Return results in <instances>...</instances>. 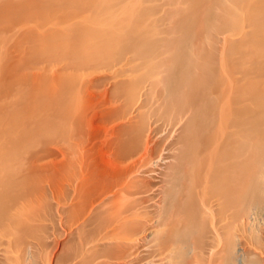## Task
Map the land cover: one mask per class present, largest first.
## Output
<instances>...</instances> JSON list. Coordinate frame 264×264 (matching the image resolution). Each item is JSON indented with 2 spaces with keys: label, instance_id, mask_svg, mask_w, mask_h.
Masks as SVG:
<instances>
[{
  "label": "bare ground",
  "instance_id": "6f19581e",
  "mask_svg": "<svg viewBox=\"0 0 264 264\" xmlns=\"http://www.w3.org/2000/svg\"><path fill=\"white\" fill-rule=\"evenodd\" d=\"M174 1L65 0L33 35L65 53L0 101V264L260 263L236 235L264 208V0Z\"/></svg>",
  "mask_w": 264,
  "mask_h": 264
},
{
  "label": "rangeland",
  "instance_id": "374dc122",
  "mask_svg": "<svg viewBox=\"0 0 264 264\" xmlns=\"http://www.w3.org/2000/svg\"><path fill=\"white\" fill-rule=\"evenodd\" d=\"M38 1L42 2V0H0V6L4 7L2 9V11H3L2 17L0 18V78H2L3 76H4V78L0 81L1 82L3 81L2 83H4V86H5V87H3L2 90L0 89V101L1 102L4 100L3 102L19 103V102H26L28 100L27 103H29V102L31 103V101H33V99H34L33 98L34 96L31 92H30L31 94H26L28 92H26V90H24L22 88V85L24 87L26 83L32 82V79H34L33 77H35V76L37 77V74H39V73H40L39 75L46 74V76L47 75L49 76V74H51V71L55 72V70H56V72H57V69H59L60 66L62 65L61 60L50 59L51 55H47V56H49V59H47L48 57H45L44 58L45 60L42 59L44 57V51L46 50V52H47V53L45 52L46 54H48V51H49V50L47 51V49H44V48H46V45H44V44H46V42L48 40H46L45 43L39 39H37L38 41H36V40H34L33 35L35 33L45 32L46 29H50V28H53L51 31H53V30L56 31V30L61 29L62 23L61 22H55V21H60L59 19L49 20V18H52L54 16L57 18L60 17V15H59L61 12L60 5H62V3H64L65 0H48V2H49L48 6L46 4H44V2H42L43 4H39ZM71 1H86V0H71ZM127 1L130 4L134 3L135 1H139L140 7L154 6V8H156V11H157V14H155V16L159 15L163 11V9H166L168 12L169 8L171 9L173 7V5L176 4L174 0H171V2L169 4H166V5H161L162 4L161 2L163 0H157V1L156 0H127ZM19 2L22 4L21 7L16 6L19 4ZM28 3H30V4L27 5ZM134 5L137 7L138 4L136 3ZM119 7H120V9L115 11V12L121 13V10H123L124 6L119 5ZM81 9H83L82 6H80V13H81L80 15H83L84 12ZM75 15H76L75 17H73L74 15L72 16V18H71V20H69V22H73V21L80 22L82 20V18H79L80 15L77 16L78 13ZM65 37L63 38V41L65 40L64 42L71 39L70 36H67V38H65ZM54 39H55L54 41H52L53 39L49 40L50 43L48 41V43H47L48 47L47 48H49V46H50L52 49V47L55 46L56 51H54V49L51 50L49 48L50 49L49 54H51L52 51H54V53L57 52V55H59V52L61 53L62 51H60L58 49L61 47H58L55 44H58L57 41H60V39L62 40V38L57 37L58 40L56 38H54ZM55 41H56V43L53 44L52 42H55ZM70 41H72V39ZM70 41L65 43V48L67 46H70V44H69ZM211 41H213L212 44H209ZM60 42H62V41H60ZM60 42H59V44H60ZM40 44H41V46H40L41 48H38V46ZM62 44H63V42L60 44V46ZM198 45L200 47L212 48L214 57L219 62V59H220L221 54H222V46L223 45L221 42L218 41V39L216 37L213 36L211 38V40H209V39H205L204 37L201 36V38L198 42ZM42 48L44 49V51ZM62 48H63V46H62ZM62 48H61V50H63ZM38 49L41 51H39ZM66 49H68V48H66ZM37 50L39 52L43 53L42 54L43 57L41 55H40V57H39V55L37 57L33 55V54H35V55L37 54ZM64 53H65V51H64ZM64 53L62 52L63 55H64ZM38 57L39 58L42 57L41 58L42 60L38 59ZM52 58H54V57H52ZM124 60L125 59H121L120 63L119 62L117 63V61H115V64H114L115 66L112 65L110 67L108 66V64H112L113 62L112 63L111 62L106 63V64L103 63L101 65H91V66L85 67L86 70L84 68H81L82 71L84 70L83 72L80 71L81 69H77L79 71V73L81 72L84 75L87 74V76L85 75L83 77L81 74H77V75H75L78 79L76 81L81 82L84 80H88L90 78L102 77V76L114 77V78L119 77L120 78L122 76V73H123L122 69L125 67L122 64V63H125ZM53 62H55V63H53ZM57 62L61 65L59 66V64ZM40 65H41V67H39ZM44 65H46V66H44ZM34 67H35V70L33 71ZM27 69L30 72H27ZM87 69H89L90 71L88 72ZM32 71H33V73L31 75L30 73ZM85 71H87L88 73L87 72L85 73ZM35 72H36V74H34ZM8 73L10 75L13 73L15 76L13 74L12 75L15 78L12 77V75L9 76ZM78 75H79V77H80V75L83 77L82 80L80 78L81 81L79 80ZM8 76H9V78H7ZM19 76L22 79H20ZM29 77L32 79H30ZM12 78H14V79H12ZM15 79H17L16 85H15V81H14ZM7 80H9V81H7ZM18 80L21 81L20 85H18L20 83ZM34 80H33V82H34ZM5 81H7V83ZM10 81H12V82H10ZM24 81H25V83H24ZM8 82H10L9 83L10 85H8ZM35 83L37 85L36 80H35ZM12 85H14V86L12 87ZM36 85H34L33 87H36ZM10 87H12L13 90L14 89L15 90L13 91ZM19 87H21V88H19ZM9 90H11L12 92L11 91L8 92ZM1 92H2V94H1ZM37 92H38L37 89H35V93H37ZM6 93H7V95H6ZM81 95L83 96V94H81ZM99 96L100 95L97 94V96L95 95V99H94V97H92L91 99L93 100V102H95V101L98 102L100 99H102V97L101 96L99 97ZM12 97H14L15 99ZM25 98H27V99H25ZM96 98H97V100H96ZM19 99H20V101H18ZM179 126L180 125L177 124L175 128H178ZM263 210H264V208L262 210H259V212L249 213L250 215H248V217H247L248 223H246L247 225L245 227L246 228L245 232H242V234L240 232L241 236L239 235V232L237 233V235L235 234L238 237V239L241 237L237 241L238 242L237 247L239 248L238 250L242 253L241 255H243V254L245 255V256L243 255L244 257L242 256L243 257L242 261H244L246 259L245 257H247L246 255L249 254L250 257H252L251 259H253V258L259 259L258 260L260 262L259 264H264V211ZM241 255L239 256V258H241ZM202 264H208V263L205 261Z\"/></svg>",
  "mask_w": 264,
  "mask_h": 264
}]
</instances>
